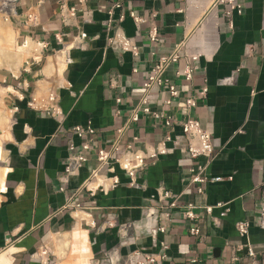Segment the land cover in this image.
Instances as JSON below:
<instances>
[{"label": "crops", "instance_id": "crops-1", "mask_svg": "<svg viewBox=\"0 0 264 264\" xmlns=\"http://www.w3.org/2000/svg\"><path fill=\"white\" fill-rule=\"evenodd\" d=\"M113 1L14 3L10 20L18 38L31 40L33 51L35 45L38 49L36 54L31 48L26 51L30 54L23 57L22 77L7 84L14 90L8 106L4 102L12 113L8 141L13 152L9 164L2 165L7 171L0 191V264H45L41 248L50 241L57 253L59 244L61 248L67 239H71L73 250L65 253L60 249L57 254H62L63 261L59 264H85L102 245L110 248L117 242L115 228L95 234L89 227L90 220L103 226L107 220L122 223L139 219L142 206L155 205L157 194L164 188L176 195L179 203L199 206L200 229L199 236L190 235L191 222L175 211L166 233L159 237L168 245L166 264H249L246 241L260 253L259 264H264V228L253 222L264 190V0H239L241 13L233 15L231 29L221 15L212 12L208 0L192 7H186L183 0H123L122 8L113 11L112 28H106L107 11ZM70 8H74L73 16ZM130 10L139 16L155 14L156 42L147 38L149 18L135 24L126 14ZM120 12L125 13L120 26L137 45L136 56L107 43L106 38L118 26ZM28 13L36 19L28 21ZM61 15L66 23H62ZM212 17H217L216 29L209 21ZM56 34L61 41H56ZM200 36L209 40V51L199 57L191 79L173 76V70L181 68L183 61L171 64L166 73L179 87V95L170 105L162 106L167 94L154 87L150 106L180 117L183 98L194 97L196 105L191 115L211 133L215 148V158L205 173L221 180L191 183L183 152L169 149L148 160L133 183L117 168L118 184L97 188L93 195L83 187L78 189L96 167L90 155L59 190L68 145L79 142L70 127L89 121L95 129L96 144L107 146L126 124L145 75L158 57L169 54L181 41ZM56 54L64 63L60 73ZM203 87L206 91L202 94ZM48 94L55 96L59 115L26 106L30 97ZM121 131L123 141L136 136L135 146L142 151L154 149L165 133L161 124L145 114ZM197 161L204 163L205 159L199 157ZM98 183L91 180L87 186L95 189ZM199 185L201 193L196 191ZM73 191L75 195L67 203ZM77 201L85 209L67 205ZM204 206L212 207L210 214L205 213ZM75 213L80 218L73 216ZM243 219L250 222L247 238L235 229V223ZM92 237L95 244L90 241ZM140 243L148 245L149 241L142 239Z\"/></svg>", "mask_w": 264, "mask_h": 264}, {"label": "built area", "instance_id": "built-area-1", "mask_svg": "<svg viewBox=\"0 0 264 264\" xmlns=\"http://www.w3.org/2000/svg\"><path fill=\"white\" fill-rule=\"evenodd\" d=\"M16 0H0V8L4 11V19L13 16L14 3ZM84 2L86 0H78ZM185 6H197L204 0H183ZM207 1V0H206ZM212 12L218 13L225 20L229 29L232 28V18L234 14L241 13V4L239 0H208ZM123 0H114L111 7L107 11L108 19L106 20L105 27L112 28V15L114 9H121ZM63 5L61 4V8ZM69 14L74 15V8L69 9ZM135 24L143 22L146 17L150 20V27L147 32V38L150 42L158 40L157 26L153 19L155 14L147 16H139L133 10L126 13ZM28 21H34L36 16L32 13L26 15ZM125 13L120 12L117 17L118 26L114 27L113 33L106 38L107 43L116 44L122 50L130 51L134 56L137 55V45L127 37L123 32L120 23L123 21ZM217 17H212L209 21L214 23L216 29ZM62 23H66L64 17L61 15ZM208 22V20H207ZM206 22V23H207ZM205 25V24H204ZM203 28V26H202ZM204 32V30L202 31ZM62 35V34H59ZM56 41H61L58 34L54 35ZM27 38H22L21 43L26 44ZM209 40L200 36L199 38L191 41L183 40L174 46V49L169 54H164L158 57V60L149 68L145 75V79L141 85V90L137 99V103L132 107L128 114L127 122L121 129H118V134L107 146L96 144L93 137L95 129L88 121L86 124H75L70 127L74 135L79 139L77 144L71 143L68 145L69 154L63 164L62 175L60 176L61 186L59 190L64 189L65 183L68 182L69 177L75 174L78 169L85 163L90 155H93L96 161V167L92 169L89 175L79 186L83 187L88 194L93 195L97 188L108 189L115 187L119 178L116 169L121 170L128 179L133 183L136 174L143 168L148 166V160L155 159L158 155L165 154L169 149H180L186 161H188V172L190 173L191 183H207L210 181L221 180V177H209L205 173L206 166L215 158V148L212 141V136L209 131L203 129L199 121L191 115V110L195 107L196 101L193 96L183 98L184 112L180 117H175L170 114H164L162 111L153 109L150 106L152 95L154 94L153 88L157 87L159 91L165 92L167 97L162 99V106L170 105L172 99L177 98L179 95V87L171 80L166 71L173 63L183 61L181 68L173 70V76H183L185 81H189L192 73L196 68V63L201 55L208 53ZM42 43H38L40 45ZM135 71V68H133ZM160 91V92H161ZM206 88L203 87L200 93H204ZM119 99L116 98V101ZM56 99L53 94H48L43 97L32 96L30 101L27 102L28 107L51 110L59 115V108L55 107ZM140 114L150 115L154 123L161 124L165 133L158 141L154 149L142 151L135 146L137 137L132 135L127 140L120 138L123 129H126L137 121ZM203 157L204 163H199L197 158ZM100 177L101 182L95 188H88L87 183ZM230 178V177H228ZM264 183V177L261 181ZM76 189V191L78 190ZM198 193L202 192V187H196ZM263 200L257 209V215L253 222L259 227L264 228V190ZM75 195L73 191L67 197V203ZM157 203L155 205H145L141 208V217L136 220L126 222H110L105 221L103 226L96 225L93 220H90L89 227L94 229L95 234L103 232L105 228H115L117 234V242L110 248H105L104 245L98 251L91 253L89 257V264H166L168 261L167 248L168 245L161 238L171 223L172 216L175 211H178L180 217L184 220L190 221L188 226V233L192 236H199L200 229L198 226V212L196 211L199 206L194 203H179L177 196L172 194L169 189H162L161 193L156 196ZM73 209H85L80 202L71 204ZM205 213L210 214L212 207L204 206ZM250 222L246 219L237 221L235 229L239 236L247 238L249 233ZM142 239L149 241L148 245L140 243ZM95 244V239L92 237L90 240ZM245 255L248 258L249 264H259V252L248 242H245ZM126 248V251L123 249ZM47 247L41 248V255H47ZM49 256L44 259L47 264ZM192 260V259H191ZM51 263V261H50Z\"/></svg>", "mask_w": 264, "mask_h": 264}, {"label": "bare ground", "instance_id": "bare-ground-1", "mask_svg": "<svg viewBox=\"0 0 264 264\" xmlns=\"http://www.w3.org/2000/svg\"><path fill=\"white\" fill-rule=\"evenodd\" d=\"M0 3H2V2H0ZM0 11H2L1 8H0ZM16 35L17 34L13 30H10V29L0 25V66H6L9 69H12L13 72H18L19 66L24 61L23 57H24L25 52L31 48V45H28V44L32 43V41L28 39L26 44H22L20 41H19L20 44H18V42L15 39ZM36 48H37V46L35 45V49L33 52H36ZM28 54H30V53H28ZM54 57H55V61H56L55 64L57 66L58 73H60V71L63 69V64H64L62 61V57L60 58V56H58V55L54 56ZM0 89H4L3 91L2 90L0 91V94H3L4 91H13L14 92L13 88L10 86H7V88L2 87ZM0 107L2 109V111L0 112V133H2L3 130L8 131L10 129V126H11V123L13 120L11 119L10 111L7 110V108L4 106V102H2L1 99H0ZM8 133H5V135ZM2 135H3V133H2ZM5 155H6L5 150H3L0 147V159H4ZM6 171H7L6 167H0V190H2L4 188L3 178H4V174ZM94 180H97V182H99L97 184V186L101 182V179L99 176L97 178H95ZM92 185H95V183ZM73 216H75L77 219L80 218V214H78V213L73 214ZM59 239H61V238H59ZM89 257L85 260V264H89Z\"/></svg>", "mask_w": 264, "mask_h": 264}, {"label": "rangeland", "instance_id": "rangeland-1", "mask_svg": "<svg viewBox=\"0 0 264 264\" xmlns=\"http://www.w3.org/2000/svg\"><path fill=\"white\" fill-rule=\"evenodd\" d=\"M10 19H11V17L8 18L7 20H5L4 19V11H0V25H2L3 27L8 28L10 30H13L17 34V30H16L17 28L15 29L14 24L11 23V20ZM17 35H16L15 39L18 42V44H20L19 41H21V39H19ZM29 44H31V52H32L33 51V47L32 46H34V45L32 43H29ZM37 49H38V47L36 48V52H37ZM36 52H35V54H36ZM25 54H28V53L26 52ZM25 54H24V57H25ZM23 65H24V63L19 66L18 72H13L12 69H9L6 66H0V88H2V87L5 88L6 86H8L7 84L10 81V79H14V81L20 79L22 77V74H21V76H19V73H20V71H22L21 70L22 69L21 67ZM1 90L3 91L4 89H0V91ZM10 93H11V91H8V92L4 91L3 94H0V99H1L2 102H5L6 101L5 102L6 103V106H8L9 101H10V97H9V95H11ZM3 99H4V101H3ZM20 99L21 100L22 99L24 100V98H22V97ZM28 101H30V98L26 100V106H27V102ZM8 108H10V107H8ZM8 108H7V110H9ZM10 116H12V113L11 112H10ZM11 126H12V123H11ZM11 126H10V128H11ZM9 131H10V129L8 131L3 130L2 131L3 135H2V133H0V138H1L0 139V147L3 150H5V152H6V155H5L4 159H0V167H4L2 165H8L9 164L8 158H9L10 155H12V152H13V150L11 149V144L8 141V139H11L10 138V134L8 133ZM5 133H8V134L5 135ZM6 169H7V167H6ZM4 177H5V174H4ZM4 179L5 178H3V182H4ZM68 235L69 234L67 233V236ZM67 236H66V239H67ZM68 237H70V236H68ZM51 243H50V241H48L46 243V247L48 249V253H47V255H43V258H46V256H49L48 261H47V264H59L60 260H62L60 258V256H62V254L61 255H58L57 253L58 252H61L60 249H64L65 253H67V252H70V249L73 250L72 247L74 246V245H72L71 239L64 240V242H63L64 245L60 248V244H59V246H58V252L56 253V251L54 250V248H53V246H52ZM50 261H51V263H50Z\"/></svg>", "mask_w": 264, "mask_h": 264}]
</instances>
